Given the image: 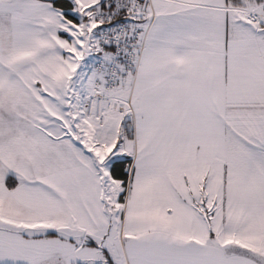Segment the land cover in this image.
Listing matches in <instances>:
<instances>
[{"label":"snow or ice","instance_id":"obj_1","mask_svg":"<svg viewBox=\"0 0 264 264\" xmlns=\"http://www.w3.org/2000/svg\"><path fill=\"white\" fill-rule=\"evenodd\" d=\"M0 264H264V0H0Z\"/></svg>","mask_w":264,"mask_h":264}]
</instances>
